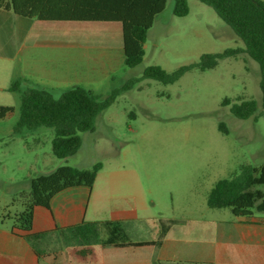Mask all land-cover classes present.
<instances>
[{
	"label": "rangeland",
	"instance_id": "rangeland-1",
	"mask_svg": "<svg viewBox=\"0 0 264 264\" xmlns=\"http://www.w3.org/2000/svg\"><path fill=\"white\" fill-rule=\"evenodd\" d=\"M175 1L167 0L165 10L156 16L144 59L134 68L124 64L119 22H43L0 10V105L15 108L13 116L0 121V220L6 217L5 228L13 230L12 218L23 208L24 200L16 192L29 175L49 174L60 166L91 169L99 162L103 167L91 206L98 201L107 218L114 207L137 208L136 220L113 221L122 224L121 239H153L159 219L173 225L186 218L203 224L232 217L229 208L208 206L211 189L238 174L242 165L264 164L261 70L247 54L222 59L207 71L187 72L174 84L149 79L137 83L99 115L94 132L81 134L82 147L69 158L53 154L52 128L14 134L21 93L28 88L59 97L80 86L104 99L151 66L172 72L198 63L203 54L244 47L211 7L187 0L188 15L177 17ZM105 28L113 36L103 34ZM101 51L105 60L92 61ZM17 79L20 92H13ZM238 98L258 102L257 120L238 119L231 113ZM225 99L231 103L226 108L221 105ZM221 123L226 132L219 129ZM256 188L264 190L262 185ZM253 212L264 217V212ZM105 221L109 220H100ZM107 237L103 228L102 239ZM42 247L39 264H99L104 255V248L96 247L83 257L79 254L83 247L58 232Z\"/></svg>",
	"mask_w": 264,
	"mask_h": 264
},
{
	"label": "trees",
	"instance_id": "trees-1",
	"mask_svg": "<svg viewBox=\"0 0 264 264\" xmlns=\"http://www.w3.org/2000/svg\"><path fill=\"white\" fill-rule=\"evenodd\" d=\"M211 7L238 38L243 48L226 49L222 53L203 54L198 63L182 66L167 72L160 66H151L143 76L129 79L122 87L114 89L109 97L102 99L90 90L74 86L59 97L41 88H28L21 93L20 116L14 126V134L41 127L52 128V152L59 159L75 155L82 147L81 134L94 132L101 113L115 103L119 95L130 90L143 80H155L163 84H174L192 70L207 71L217 67L219 61L247 54L259 64L260 87L263 92L262 113L264 114V1L262 0H199ZM167 0H0V8L12 11L24 18H36L43 22H119L122 29L124 64L128 68L140 65L144 59V45L156 16L166 7ZM173 13L185 17L189 13L187 0H176ZM21 80L17 79L11 91L20 92ZM229 104L230 100L225 99ZM258 102L254 99L238 98L230 108L238 119L256 115ZM15 114V108L0 105V121ZM220 129L226 132L224 124ZM102 163H95L91 169L60 166L55 171L34 177L30 190L20 195L23 211L15 216V228L24 232L23 238L33 247L42 260L43 241L58 232L64 238L77 242L83 250L79 254L87 257L93 248L107 246H161L168 234L172 221L159 219L155 222L154 238L150 241L133 242L121 239V222L84 221L66 228L49 232L32 233L34 210L37 207L50 208L52 198L59 192L77 186L93 187ZM264 164L255 167L242 165L239 173L230 179L218 181L211 189L207 204L210 208H229L237 218H248L254 210L264 212ZM108 237L102 239V229ZM156 264H162L157 262Z\"/></svg>",
	"mask_w": 264,
	"mask_h": 264
},
{
	"label": "crops",
	"instance_id": "crops-1",
	"mask_svg": "<svg viewBox=\"0 0 264 264\" xmlns=\"http://www.w3.org/2000/svg\"><path fill=\"white\" fill-rule=\"evenodd\" d=\"M105 30L107 31L103 34L113 36L109 31L110 28H105ZM0 31H2L1 25ZM116 34L120 35V30H116ZM103 49H109V46ZM102 55L101 51L99 56L91 60H105ZM98 175L99 173L97 177ZM32 176L29 175L30 179L26 185L17 187L16 193L21 195L30 190L31 179L37 177ZM93 187L77 186L63 190L52 198L50 208H35L32 233L49 232L84 221L128 222L137 219L136 205L127 208L114 207L109 218L102 216L100 213L102 206L98 201H94L91 206ZM117 188L119 187L116 185L113 187L115 192ZM136 198L135 196L134 200ZM95 199H98L97 194H95ZM121 199L127 200L126 198ZM22 211L23 208L12 218L14 226L11 231L5 228L6 217L0 220V264H39V258L23 238L25 233L15 228V216ZM184 223L171 224L168 234L159 247L155 245L102 247L104 255L98 263L264 264V217L253 215L248 218H236L232 214V217L215 219L203 224L186 218Z\"/></svg>",
	"mask_w": 264,
	"mask_h": 264
},
{
	"label": "flooded vegetation",
	"instance_id": "flooded-vegetation-1",
	"mask_svg": "<svg viewBox=\"0 0 264 264\" xmlns=\"http://www.w3.org/2000/svg\"><path fill=\"white\" fill-rule=\"evenodd\" d=\"M221 105L226 108L227 106L231 105V103L227 104V103H225V101H223ZM219 129H220V125H219Z\"/></svg>",
	"mask_w": 264,
	"mask_h": 264
}]
</instances>
